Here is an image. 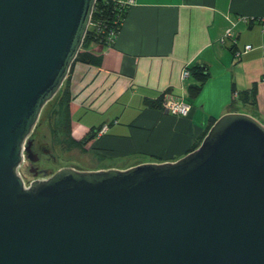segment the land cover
<instances>
[{
    "label": "water",
    "instance_id": "95a60500",
    "mask_svg": "<svg viewBox=\"0 0 264 264\" xmlns=\"http://www.w3.org/2000/svg\"><path fill=\"white\" fill-rule=\"evenodd\" d=\"M96 0H0V264H264V124L227 112L174 161L18 167Z\"/></svg>",
    "mask_w": 264,
    "mask_h": 264
},
{
    "label": "crops",
    "instance_id": "0c3cea01",
    "mask_svg": "<svg viewBox=\"0 0 264 264\" xmlns=\"http://www.w3.org/2000/svg\"><path fill=\"white\" fill-rule=\"evenodd\" d=\"M98 54L94 64L71 65L68 87L74 137L94 130L85 146L100 168L174 161L227 112L264 124V0H134L113 45ZM194 65L208 76L189 98L198 80L182 72ZM250 89L254 102H242ZM160 95L188 101L189 114L148 104Z\"/></svg>",
    "mask_w": 264,
    "mask_h": 264
},
{
    "label": "trees",
    "instance_id": "16d2710c",
    "mask_svg": "<svg viewBox=\"0 0 264 264\" xmlns=\"http://www.w3.org/2000/svg\"><path fill=\"white\" fill-rule=\"evenodd\" d=\"M129 5L130 4L126 3V0H96L89 27L74 62L79 61L88 64H94L97 62L99 57L98 51L113 45L115 37L127 14ZM92 46H95V48L98 49H94ZM204 68L205 67L200 65L187 67L189 73L192 72L198 80L195 85L189 87V98L194 96L199 91L201 84L207 78L208 72ZM68 77L69 75L67 74L56 94L44 105L48 107L46 110V118L49 115L50 119H53V122L55 121L52 132L55 131L57 133L54 135V139L60 144L61 148L64 150L76 148L81 152L84 151V154L86 155L88 150L85 145L93 138L94 130H91L82 138L74 137L69 108L71 93L68 87ZM253 94L254 89L244 90L240 99L242 102L251 101V103H253ZM162 99L163 95H160L156 101H149L148 104L150 106H160ZM213 121L214 118L209 120V123L194 139L187 152L195 149L199 145L201 139ZM57 135L60 136V138H58ZM93 158L94 160H97L98 163L100 159H102L101 157H95L94 154ZM98 168L100 167H95L94 169Z\"/></svg>",
    "mask_w": 264,
    "mask_h": 264
},
{
    "label": "rangeland",
    "instance_id": "374dc122",
    "mask_svg": "<svg viewBox=\"0 0 264 264\" xmlns=\"http://www.w3.org/2000/svg\"><path fill=\"white\" fill-rule=\"evenodd\" d=\"M47 108V106L42 108L38 121L27 139L33 142L32 152L36 154V160H29L27 154L24 153L23 161L18 167V173L26 185L34 179L48 177L61 167L71 166L77 169L90 170L100 167L103 163L94 160L93 154L89 150L85 155L84 151L81 152L76 148L71 150L61 148L54 139V135L57 133L52 132L55 121L53 122L49 115L46 118ZM57 137L60 138L58 135ZM118 161H123V159H118ZM120 165H126V163L122 162Z\"/></svg>",
    "mask_w": 264,
    "mask_h": 264
},
{
    "label": "built area",
    "instance_id": "2783aa9c",
    "mask_svg": "<svg viewBox=\"0 0 264 264\" xmlns=\"http://www.w3.org/2000/svg\"><path fill=\"white\" fill-rule=\"evenodd\" d=\"M134 0H126L127 4H132ZM231 33L228 30L225 34L226 36H229ZM245 49H249L250 45L247 44L244 46ZM182 75L184 77L189 75V71L188 69H184L182 72ZM262 78L264 79V74L262 76ZM161 109L163 112H166L168 114L171 115H179V116H186L189 114L190 110H191V104L184 100V99H175V98H167V97H163L162 101H161V105H160ZM105 126H103L101 128V130L99 132H103L105 130Z\"/></svg>",
    "mask_w": 264,
    "mask_h": 264
},
{
    "label": "flooded vegetation",
    "instance_id": "af4514ba",
    "mask_svg": "<svg viewBox=\"0 0 264 264\" xmlns=\"http://www.w3.org/2000/svg\"><path fill=\"white\" fill-rule=\"evenodd\" d=\"M32 147H33V142L31 141V145H30L31 151H32ZM44 152H46V150H44Z\"/></svg>",
    "mask_w": 264,
    "mask_h": 264
}]
</instances>
